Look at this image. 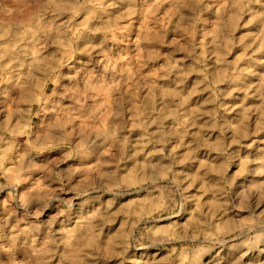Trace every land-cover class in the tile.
Instances as JSON below:
<instances>
[{"label": "clouds", "instance_id": "obj_1", "mask_svg": "<svg viewBox=\"0 0 264 264\" xmlns=\"http://www.w3.org/2000/svg\"><path fill=\"white\" fill-rule=\"evenodd\" d=\"M264 0H0V264H264Z\"/></svg>", "mask_w": 264, "mask_h": 264}, {"label": "rangeland", "instance_id": "obj_2", "mask_svg": "<svg viewBox=\"0 0 264 264\" xmlns=\"http://www.w3.org/2000/svg\"><path fill=\"white\" fill-rule=\"evenodd\" d=\"M248 259H251V260H257V259H264V256H260L258 257L256 253H253Z\"/></svg>", "mask_w": 264, "mask_h": 264}]
</instances>
